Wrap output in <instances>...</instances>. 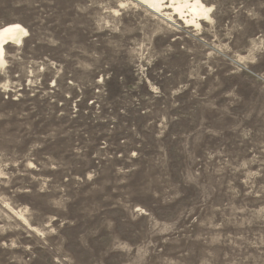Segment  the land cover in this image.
Segmentation results:
<instances>
[{"label": "rangeland", "instance_id": "rangeland-1", "mask_svg": "<svg viewBox=\"0 0 264 264\" xmlns=\"http://www.w3.org/2000/svg\"><path fill=\"white\" fill-rule=\"evenodd\" d=\"M201 2L0 0V264H264V0Z\"/></svg>", "mask_w": 264, "mask_h": 264}, {"label": "bare ground", "instance_id": "bare-ground-1", "mask_svg": "<svg viewBox=\"0 0 264 264\" xmlns=\"http://www.w3.org/2000/svg\"><path fill=\"white\" fill-rule=\"evenodd\" d=\"M144 4L149 11L173 20L175 17L186 27L201 26V22L209 19L210 8L201 0H136ZM168 10L170 13H163ZM25 30L17 24H9L0 28V65L4 64V47L18 45L24 37Z\"/></svg>", "mask_w": 264, "mask_h": 264}]
</instances>
